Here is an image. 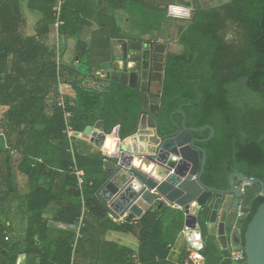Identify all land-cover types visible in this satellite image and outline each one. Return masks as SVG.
I'll return each instance as SVG.
<instances>
[{"label":"trees","instance_id":"obj_1","mask_svg":"<svg viewBox=\"0 0 264 264\" xmlns=\"http://www.w3.org/2000/svg\"><path fill=\"white\" fill-rule=\"evenodd\" d=\"M18 1L0 0V106H6L0 128L9 137L17 132L19 138L17 146L10 142L8 150L2 152L7 155L0 164V184L7 188L12 184L10 152L14 148L25 165L34 162L35 177L24 199L28 214L24 237L14 240L10 224L0 219V264H17L21 255L33 256L36 264H180L185 253L177 263L170 262L168 255L170 245L184 228V214L177 208L162 206L148 209L137 219L112 221L97 195L106 179L101 153H74L75 165L84 171L82 196L88 209L82 237L73 248V231L51 234L43 216L51 203L57 205L54 220L64 223H74L81 209L63 112L55 104L60 95L58 83L61 78L75 91L65 99L72 101L71 125L72 121L75 126L77 123L78 132L87 122L103 119L108 133L118 126L121 138L131 135L142 106L141 89L114 79H109L103 89L89 86L85 79L103 65L93 61L99 57L111 61L107 49L113 39L143 42L147 35L151 39L167 37L170 13L191 12L187 25L177 30L176 42L182 50L167 55L159 97L161 128L171 127L170 116L179 108L185 113L186 126L213 128L214 136L201 143L206 151L204 183L228 188L232 171L264 182V0H222L208 6L200 0H102L99 38L107 42L106 52L96 55V45H86L77 63L76 56L70 62L62 57L67 38L80 41L85 24L75 0H64L61 6L63 24L58 29L57 51L55 46L21 30L24 20ZM55 4L56 0H50L43 7L44 28L40 35L51 24L53 27ZM109 7L123 12L125 29L112 26L106 15ZM60 38L62 49L58 47ZM60 69L66 76L58 73ZM249 91L260 101L253 99ZM173 119L180 122L182 115L175 113ZM208 134L205 130L193 136L206 138ZM29 146L35 148L33 154L40 161L30 160ZM42 178L47 185L40 183ZM263 201L257 193L248 203V214L238 220L241 243L247 224ZM101 221L106 232H131L135 225L138 251L94 232L95 224ZM200 251L207 264H244V259H225L229 249L220 248L213 237Z\"/></svg>","mask_w":264,"mask_h":264},{"label":"water","instance_id":"obj_2","mask_svg":"<svg viewBox=\"0 0 264 264\" xmlns=\"http://www.w3.org/2000/svg\"><path fill=\"white\" fill-rule=\"evenodd\" d=\"M118 41L121 50L116 60L118 64H104L100 68L106 72L107 79L141 89L142 106L137 114L136 130L131 135L138 131L146 147L145 150L144 147L140 149L143 152L141 165L133 166V156L128 152L131 150L128 143L131 135L121 138L118 126L108 133L103 119L86 123L80 132L81 138L101 150L105 148L112 158L104 160L110 176L98 190L100 201L114 216L128 212L129 217L135 218H140L153 205L177 208L184 214L191 248H203L202 237L206 232L223 249L232 245L241 251L244 264H264V201L247 224L243 243L236 222L239 212L248 214V203L252 197L259 193L264 198V182L232 171L228 174V188L204 183L202 174L206 151L201 143L214 136L213 128L210 125L199 128L186 126L185 113L179 108L170 116L171 127L162 129L158 119L161 89L154 101L149 95L151 82L162 83L164 80L163 45L158 41ZM149 53L153 54L152 58L147 56ZM175 113L182 115L180 122L173 119ZM205 130H209L206 138L193 136ZM108 136L114 141L110 146L112 150L106 148ZM145 163L150 164L148 171L143 170ZM243 183L247 186L242 191Z\"/></svg>","mask_w":264,"mask_h":264},{"label":"crops","instance_id":"obj_3","mask_svg":"<svg viewBox=\"0 0 264 264\" xmlns=\"http://www.w3.org/2000/svg\"><path fill=\"white\" fill-rule=\"evenodd\" d=\"M102 0H75V3L78 4V6L81 8L80 13V19L82 23L84 24L82 33H81V40L78 41L73 38H67L64 47L62 49V57L65 61H72L74 56L80 54L85 50L86 45H98L99 44V29H100V3ZM50 3V0H19V8L22 14V18L24 22L20 24V28L22 31L30 34L35 35L37 39L41 40L45 44L57 46V41L55 39V34L53 31L52 24L49 26V29H47L45 34L40 35L39 33L43 32V24L41 23L43 14L42 10L43 7L47 6ZM82 3V5H81ZM107 17L109 18L110 22L113 23L112 26H116L118 29L126 28L127 27V20L123 14V12L118 8H112L109 7L107 10ZM115 27V28H116ZM98 37V39H97ZM121 39H113L111 41V46L107 49L108 53L111 56V61L106 62V57H99L96 58L93 63H100V64H118L116 62L117 59H119V55L121 54L120 50V44L119 41ZM125 41H128V39H122ZM57 51V50H56ZM57 54V52H56ZM78 61V59H76ZM77 61H75L77 63ZM75 63V64H76ZM78 65V64H77ZM102 66V65H101ZM114 67V66H113ZM59 69V68H57ZM60 78V77H59ZM60 80H62L60 78ZM109 79L106 78V72L104 70H101V68H98L95 70L92 76H88L85 79V83H87L89 86L102 88L107 85V81ZM70 88H68V86ZM64 90H66L67 93H69L71 96L74 95L75 91L73 88L69 85V83L65 84L63 87ZM157 90L152 89L151 92L155 93ZM58 92H59V83H58ZM8 106V105H7ZM6 109V106H0V116ZM37 126V125H36ZM142 130V128H140ZM139 129V130H140ZM143 132V131H142ZM34 137V136H33ZM32 137V139H33ZM19 141L17 132L14 133L12 136H8L4 134L2 128H0V164H3L4 157L7 155L6 153H2L5 150H8L10 147V142L13 145H16V143ZM107 147L109 150H112L110 146H113L114 141L111 139L110 136L106 139ZM128 143L131 146V150L128 151L130 154H132V158H138L140 162L142 163V154L143 152L140 149H143L142 147H146V142H143L140 139L139 132L137 131L134 135H131L129 138ZM17 146V145H16ZM137 149V151H136ZM28 151L30 152V160H37L40 161V157H35V148L29 146ZM11 159H10V165H11V173H12V184L10 188H7L6 184H0V219L4 220L8 225L10 224L11 232L10 236L14 240H20L24 237L25 230L28 227L27 221H28V214L26 212L25 207V196L29 193V190L31 188V178H34L35 175L33 174V169L35 167L34 162L30 163L29 165H25L22 162V155L21 153L16 150V148L11 150ZM95 153H101L104 157V160L112 159L107 153L104 148V150L96 147L94 144L89 142L88 140L82 139L81 140V154H95ZM134 161L131 160V163L133 165H138L133 163ZM3 166V165H2ZM143 170L148 171L145 169L143 165ZM104 171L106 173V179L110 176V173L107 171V168L104 166ZM105 179V180H106ZM2 180V177H0V181ZM57 180V179H56ZM44 183V185H47V180L42 178L40 179V183ZM7 192H11L10 195H7ZM156 205L151 206L150 208H154ZM57 205L55 203H51L50 206L45 210L44 217L48 220V228L50 229V232L52 235H55V233H58L60 231H66L71 230L74 232L73 228H63L60 226V224H69L64 223L60 221H55L54 216L56 213ZM108 217L117 223H122L124 221L135 219V216L129 217V213L126 212L123 215L114 216L108 211ZM137 219V218H136ZM102 222H98L94 226V232H99L103 235L105 240L117 242L121 245H125L130 247L131 249L138 251L139 248V242L137 239V228L135 225H133L131 232H120V231H104V227L102 228ZM185 226V225H184ZM104 231V233H103ZM212 236H208L206 232L203 233L202 242L206 244ZM214 238V237H213ZM220 248H223L220 244ZM189 249H191L189 239L183 230L179 233L174 243L170 245V251L168 255V259L172 263H177L179 259L183 256V253H186ZM36 264V260H33V256H26L21 255L19 260L17 261V264Z\"/></svg>","mask_w":264,"mask_h":264},{"label":"built area","instance_id":"obj_4","mask_svg":"<svg viewBox=\"0 0 264 264\" xmlns=\"http://www.w3.org/2000/svg\"><path fill=\"white\" fill-rule=\"evenodd\" d=\"M63 2H64V0H56V4L53 7L54 17H55L54 22H53V31H54V34L56 36H58L59 26L63 24V21L61 20V6H62ZM65 84L66 83L59 80V94L60 95L56 99L55 104L63 112L64 126H65L64 132L67 135V138H68L69 144H70L69 151L71 153L72 160H73V172L76 176L77 186H78V189L80 191L81 209H80L79 216L77 217V219L74 223H69L66 225L60 224V226L65 228V229H67V228H73L74 229V234H75L74 244H73V248H74L77 240L82 237L81 229L84 226V219L86 217V213H87L88 209H87V206H86L84 199H83V196H82V186L85 183L84 171L75 165V155H74V151H73V127L71 125L72 112L69 110V106L72 105V101L69 100V102H67L65 99V96L70 95L69 93L66 92V90L63 89ZM68 88H70V87L68 86ZM246 186H247V184L243 183L241 186V190L243 191ZM243 216L244 215H242L239 212L236 222H238V219H240ZM188 230H189L188 227L184 226L183 232L186 233ZM5 239L6 240L8 239V234H6ZM228 249H229V255L226 256L225 259H230L233 262H239V261L244 259V256L241 253V251L235 250L232 245ZM70 264H72V262ZM180 264H207V263H206V258L204 256V254L200 250H196V249L191 248L185 253V258Z\"/></svg>","mask_w":264,"mask_h":264},{"label":"rangeland","instance_id":"obj_5","mask_svg":"<svg viewBox=\"0 0 264 264\" xmlns=\"http://www.w3.org/2000/svg\"><path fill=\"white\" fill-rule=\"evenodd\" d=\"M203 6H208V5H212V4H217L218 2L222 1V0H200ZM170 21H169V25H168V30H169V34L167 37H164L163 39L166 40L168 43H170L171 49L175 50V51H179L180 46L176 45V36H177V30L179 26H185L188 23V19H190L191 17V12H186L183 15H178V14H173L170 13ZM125 29V28H122ZM231 36V34H229V37ZM151 38L149 35H147L146 37H144L145 41L151 40ZM55 39H57V36L55 35ZM98 39V37H97ZM57 41V40H56ZM106 41V40H104ZM106 43L107 42H101V38L99 39V44L95 46V54L96 55H100V54H104L106 52ZM58 47H60L62 49L63 47V40L62 38H60V41L58 43ZM64 64L62 63V66ZM61 66V68H62ZM58 73L61 76H66V74H64L62 72V69H60V72L58 70ZM253 99H257L258 101L259 98L258 96L253 93L252 91L247 92ZM257 102V101H256ZM72 125H73V151L76 154H81V136H80V132H78L76 130V126H75V122L72 121ZM73 264V262H72Z\"/></svg>","mask_w":264,"mask_h":264},{"label":"flooded vegetation","instance_id":"obj_6","mask_svg":"<svg viewBox=\"0 0 264 264\" xmlns=\"http://www.w3.org/2000/svg\"><path fill=\"white\" fill-rule=\"evenodd\" d=\"M187 25V24H186ZM185 25V26H186ZM184 26V27H185ZM148 41H152V42H156L158 41L159 43H161L163 45V48L161 49L162 53L163 54V61H164V70H165V65H166V59H167V55L168 53H177L178 51H175V50H172L171 49V46H170V43H168L166 40H164L163 38H155V39H151V40H148ZM144 43V42H143ZM177 46H180L176 43ZM182 50V47L180 46V49L179 51ZM141 54L143 53V51L140 52ZM179 53V52H178ZM149 55L150 58H152L153 54H147V56ZM148 57V58H149ZM149 58V59H150ZM164 82V80H163ZM162 83H159L158 81H152L151 82V86H150V91H149V95H150V98L153 99V101L155 100V96L156 94L159 92V88L161 89L162 88ZM152 89H156L157 91L155 93L151 92Z\"/></svg>","mask_w":264,"mask_h":264},{"label":"bare ground","instance_id":"obj_7","mask_svg":"<svg viewBox=\"0 0 264 264\" xmlns=\"http://www.w3.org/2000/svg\"><path fill=\"white\" fill-rule=\"evenodd\" d=\"M131 160L134 161L136 164H138V165H133V164H132L133 166H140V165H141V162H140V160H139L138 158H133V159H131ZM134 162H133V163H134ZM135 163H134V164H135ZM144 167H145L146 170H149L150 164L145 163V164H144Z\"/></svg>","mask_w":264,"mask_h":264}]
</instances>
